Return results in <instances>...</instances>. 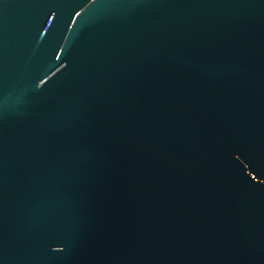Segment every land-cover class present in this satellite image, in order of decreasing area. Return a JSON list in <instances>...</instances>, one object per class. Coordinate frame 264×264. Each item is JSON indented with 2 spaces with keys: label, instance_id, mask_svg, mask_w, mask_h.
Segmentation results:
<instances>
[{
  "label": "water",
  "instance_id": "95a60500",
  "mask_svg": "<svg viewBox=\"0 0 264 264\" xmlns=\"http://www.w3.org/2000/svg\"><path fill=\"white\" fill-rule=\"evenodd\" d=\"M0 264H264V0H0Z\"/></svg>",
  "mask_w": 264,
  "mask_h": 264
}]
</instances>
